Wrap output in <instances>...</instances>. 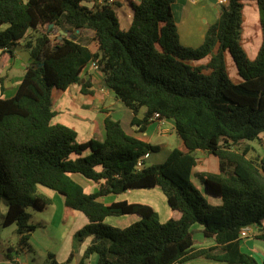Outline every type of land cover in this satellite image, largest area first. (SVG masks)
I'll return each instance as SVG.
<instances>
[{
    "label": "trees",
    "instance_id": "trees-1",
    "mask_svg": "<svg viewBox=\"0 0 264 264\" xmlns=\"http://www.w3.org/2000/svg\"><path fill=\"white\" fill-rule=\"evenodd\" d=\"M176 1L133 2V21L122 29L108 4L90 8L84 0H0L1 55L14 57L23 45L31 59L14 96H2L6 77L0 78V207L2 201L7 205L0 217L3 226L17 225V252L31 248L36 226L29 207L44 210L53 202L39 192L45 186L62 195L68 209L89 219L74 234L68 261L91 236L78 264H89L92 254L98 264H188L197 259L207 261L202 264H259L242 250L240 231L258 225L257 238L264 240V156L249 157L252 147L245 144L264 134V0H250L260 10L262 31L253 60L239 41L248 0L221 1L220 15L199 48L180 44ZM52 23L63 30H94L97 49L65 37L51 39L52 29H46ZM40 26L45 31L28 37ZM228 54L238 82L230 75ZM90 62L127 107L136 114L146 108L138 121L142 132L154 119L174 122L182 145L164 162L138 170V161L161 147L146 136L129 134L119 120L108 117L105 139L86 142L78 141L74 128L52 123L54 90L78 84L87 93L90 81L82 82L81 75ZM198 150L219 158L218 173L196 174L208 195L222 199L219 205L192 182ZM71 174L94 181L98 189L86 192ZM156 187L178 218L162 221L146 203L100 200ZM125 215L139 218L124 228L106 223ZM196 224L201 229L195 230L214 245L196 246ZM47 264H59L53 253Z\"/></svg>",
    "mask_w": 264,
    "mask_h": 264
},
{
    "label": "crops",
    "instance_id": "crops-1",
    "mask_svg": "<svg viewBox=\"0 0 264 264\" xmlns=\"http://www.w3.org/2000/svg\"><path fill=\"white\" fill-rule=\"evenodd\" d=\"M194 1L196 0H193V2ZM106 2L107 0H84V4L90 8L100 7L103 5V3ZM133 2L139 3L140 0H115V3L110 4L112 7H114V9L116 5H119L121 9L123 7L126 8L123 11L124 19L126 20L125 26L122 25L121 19L118 16L122 29H128L133 21V15H134V11L132 8ZM189 2L191 3L192 1L177 0L173 7L174 16L175 13L178 15L181 14L184 10V7H186ZM219 2L221 3V1ZM180 4L183 5V7H181ZM130 7L132 11H130ZM181 17L182 14L180 15L179 18H177V20L175 19L178 24V32L179 31L181 32V27L179 25V23L182 20ZM215 22H207L208 24L205 25V27L202 29L201 33L199 34L200 36H198V38H200L201 41L204 40L208 26ZM49 29H52L50 32V37L53 40L54 39L62 40L65 37L68 39L79 41L87 45L94 51L97 49L96 41L94 40L95 31L92 29L82 28V29H77L75 31H69V30L60 29L55 26L49 28L48 26L46 30L48 31ZM42 31L45 30L43 29L42 26H40L37 29V31L34 30L30 31L28 37H35L38 34H40ZM30 61H31L30 53L26 50V48L23 47V45L18 46L15 56L11 58H8L7 56H2L0 50V78L6 77L4 82L5 91L2 94L3 97L10 98L15 95L23 79L25 69L30 63ZM14 66H18L21 71V74L15 80L13 77H11V72L13 71L11 69ZM81 76L83 78L82 82H85L86 80L90 81V85L87 87V89L89 90L87 93L82 92V87L78 84H73L69 86L67 89L54 90L53 110L55 111V116L52 119V123L54 124L62 123L74 128L78 133V141L86 142L89 141L91 138H97L99 140L105 139L106 137L105 120L108 117L115 120H119L123 128L129 134L134 136H146L149 138L152 144L159 145L161 147V150L159 152L152 153L147 157V159L144 162L145 167L164 162L167 159L169 153L174 149V148L171 150L168 149L170 145L169 136L173 134H177L174 128V122L170 119H164V120L154 119L146 126L145 131L142 132L141 131L142 126L138 124V121L144 117L146 108L144 107L140 108L138 113L136 114L132 109L127 107L126 104L120 98H118L112 90H110L104 85V75L102 71L96 68L94 62L88 63V65L83 70ZM10 85H12V87ZM0 94H1V82H0ZM181 145H182V140L178 146ZM201 151L202 150H198L197 152H200L205 157L208 156V158H204V159L199 158L196 154L197 165L193 168L192 178L194 175L196 176L197 173L202 171H209L213 173H218L220 171L219 158L213 154H208L204 151H203L204 153H202ZM208 162L211 164L209 165ZM71 175L78 183H80L83 186L86 192H93L98 189V185L94 181L87 179L80 174H71ZM202 186L204 187V185ZM158 188L159 187H156L154 189L128 190L122 194H110L106 197L101 198L100 200L107 204L120 200L149 204L147 202H144L146 201V199L140 197L136 199L135 196L137 193L135 192L141 190H153L155 192H160L158 191ZM128 194L130 195L129 198L126 197V195ZM212 197L213 196H208V200L211 204L219 205L222 203L221 198H217V197L212 198ZM56 198L59 204L62 206V210H61L62 213L60 217L61 222L66 223L69 221L68 223L70 224L67 235L64 241L62 242L63 250L62 253L60 254V259H59L60 261H65L68 259V257L71 254L74 234L76 233L77 230H79L87 223H89V219L82 212L68 209L65 206V203L60 196H56ZM171 210L175 212V216L174 217L172 216V218H178L179 213L174 211L173 209ZM138 218L139 217L137 216L136 220H138ZM136 220H133L131 222L133 223ZM0 227H1V222H0ZM200 229L201 228H198V230ZM253 236L255 238L251 239V237H249L242 240V250L247 253L253 254L257 258L258 263L262 264V259L264 256V240L257 238L258 237L257 232ZM91 240H92L91 236L86 238V240L79 247V250L76 253L77 255L76 260L78 259L77 261L81 259L87 246L91 243ZM214 244H215L214 240L210 239L209 246H212ZM14 252H16L17 255L9 259L13 262V264H16L19 263L20 256L17 252V249H15ZM92 263L98 264L97 254L91 255L89 259V264Z\"/></svg>",
    "mask_w": 264,
    "mask_h": 264
},
{
    "label": "rangeland",
    "instance_id": "rangeland-1",
    "mask_svg": "<svg viewBox=\"0 0 264 264\" xmlns=\"http://www.w3.org/2000/svg\"><path fill=\"white\" fill-rule=\"evenodd\" d=\"M190 1L192 2L191 3L189 2L188 5L184 7L183 12L181 13L182 14L181 22L180 23L178 22L181 27V32L179 31V40H180V44H182L183 46L191 47V48H199L203 43V41H201V39L198 38V36H200L199 34L201 33L205 25L208 24L207 22H215L218 19L221 12V5L223 3L220 2L214 3L211 2L210 0H196L194 2L193 0ZM180 6L183 7V5L181 4ZM125 9L126 8L124 7L121 9L119 5L115 6V11L117 12L119 18L121 19L123 26L126 25V20L124 19V15H123V11ZM130 11H132L131 7H130ZM181 14L178 15L175 13V19L177 20V18H179ZM260 17H261V13L256 3L250 0L246 1L243 9L244 22L240 29L239 41L243 49L246 51L247 56L251 60L255 59L262 45V31H261ZM27 51L29 52V50ZM207 60L208 58H206L203 61L206 62ZM228 60H229L230 75L234 82H238L239 77L237 76L236 66L230 54H228ZM11 70H13L11 72V77H13L14 80L17 79L21 74L20 68L18 66H14ZM10 86L12 87V85ZM169 138H170L169 141L170 145L168 147L169 150L175 148L181 143V140L177 136V134H173L169 136ZM246 143L251 145L252 147L249 153V157H252L254 159L255 158L259 159L262 156H264V134L261 136L260 141H252V142L247 141L245 142V144ZM201 152L204 153L203 151ZM196 154L199 158H203V159L208 158V156L205 157L200 152H197ZM208 164L210 165L211 163L208 162ZM192 182L201 191V193L208 199V196L210 195L206 193L205 187L202 186L203 183L200 181L199 177L194 175L192 178ZM158 191L160 192H155L153 190L137 191L135 192L137 193L135 198L137 199L138 197H140L146 199V201L144 202H147L151 206H153L154 209L157 211L160 219L162 221H166L168 218H172V216L174 217L175 212L171 210L170 206L168 205L167 199L165 198V195L160 190V188H158ZM39 192L46 194L47 196L52 198L54 202L44 210H36L33 207H29L28 210L31 212L32 215L30 222L36 226V229L32 232L29 240V244L31 248L20 249V251L18 252L20 256V261L19 263L16 264H47L50 253H53L55 255V259L58 261L59 264H78L79 261H77L78 259L76 260L77 257L76 253L78 252L79 247L82 244L78 246L77 250L75 249L76 251L71 261H68L69 257L65 261L59 260L60 254L62 253L63 250L62 242L64 241L70 227V224L68 223L69 221L66 223H62L60 219L62 213L61 211L62 206L59 204L56 196H60L63 201H64V197L59 193H57L56 191L47 188L45 186H39ZM129 196H130L129 194L126 195V197L128 198ZM6 211H7V205L4 201H2L0 207V214H5ZM136 219H137V215H126L120 217H111L106 220V223L115 227L124 228V226L131 224L132 223L131 221ZM0 222H2L1 217H0ZM197 228H201V226L199 224H196L195 228L193 227L196 246L197 247L209 246L210 239L205 238L201 232L195 230ZM252 238L255 237L252 235L251 239ZM18 239L19 238L17 234L16 224L3 226L1 223L0 264H13V262L9 258L10 256L13 257L17 255L16 252L14 251L15 249L19 248ZM73 244H74V239L72 241L71 250H73ZM9 248H12L13 250L10 251ZM204 262L207 261L205 259H197L189 262L188 264H202Z\"/></svg>",
    "mask_w": 264,
    "mask_h": 264
},
{
    "label": "built area",
    "instance_id": "built-area-1",
    "mask_svg": "<svg viewBox=\"0 0 264 264\" xmlns=\"http://www.w3.org/2000/svg\"><path fill=\"white\" fill-rule=\"evenodd\" d=\"M115 3V0H107L106 3H103V4H113ZM97 68V66H96ZM159 115L158 113H156L154 115L155 118H157ZM149 156V154H146L142 159H140L138 161V165H137V169L138 170H141V168L144 166V162H143V159L144 158H147ZM259 226L258 225H246L244 226L241 231H240V238L241 239H246V238H249L251 237L252 235H254L256 233V229L258 228Z\"/></svg>",
    "mask_w": 264,
    "mask_h": 264
},
{
    "label": "water",
    "instance_id": "water-1",
    "mask_svg": "<svg viewBox=\"0 0 264 264\" xmlns=\"http://www.w3.org/2000/svg\"><path fill=\"white\" fill-rule=\"evenodd\" d=\"M211 2H214V3H217V2H219V1H223V0H210ZM54 26V24L52 23V24H50L49 25V28H52ZM63 32V31H62Z\"/></svg>",
    "mask_w": 264,
    "mask_h": 264
}]
</instances>
